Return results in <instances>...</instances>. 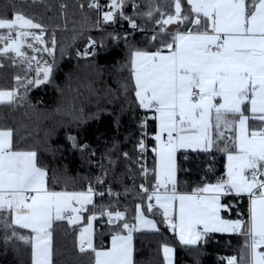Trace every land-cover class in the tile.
<instances>
[{
	"label": "snow or ice",
	"instance_id": "obj_1",
	"mask_svg": "<svg viewBox=\"0 0 264 264\" xmlns=\"http://www.w3.org/2000/svg\"><path fill=\"white\" fill-rule=\"evenodd\" d=\"M126 2L110 0L109 10L102 13L103 22L115 23L119 15L136 29V22L124 17ZM187 5L190 8L185 12L182 0H172L174 13L160 15L162 32L167 31V25H191L172 34L171 41L163 44L166 52L132 53L135 96L140 107L153 111L158 121L153 137L157 141L156 183L152 191L141 185L148 203L146 207L136 206L134 223L130 224L119 210L101 213L111 225L123 222L120 227L126 233H115L107 251L94 246L91 222L98 217L90 214L88 227L79 233L78 246L80 253L93 255V264H133V234L159 231L156 222L146 215L156 208L162 210L168 227L178 230L182 244L196 245L214 232L243 234L247 237L246 264H264V0H187ZM89 7L100 9L101 5L92 0ZM154 12H160V8L150 9L145 15L152 18ZM0 30V57L11 54L13 63L26 65L28 71L36 57L29 56L25 48L40 52L35 44H41L44 52L54 55L55 38L51 47L47 46L43 26L21 13L12 19L0 18ZM32 30H39V34ZM156 39L154 35L152 40ZM84 55L89 53L85 51ZM36 63V78L17 76V88L0 90V105L23 99L20 87H38L49 81L52 65ZM250 120L259 121V126L250 128ZM228 131L235 135L226 137ZM218 140L231 144V150L228 144L221 149L228 160L226 178L206 184L191 195L178 193L176 152L181 148L209 151ZM139 147L145 150L143 141ZM144 174L147 176L146 169ZM47 176L37 163L35 151L14 150L13 132L0 130V214L11 217L6 227L28 229L33 234L27 237L12 232L32 245L33 264H52L54 221L67 219L70 225L77 224L82 220L81 213L88 212L89 205L94 207L96 193L91 187L86 192L51 191ZM229 195L248 197L246 229L243 220L222 217L221 213L230 209L221 199ZM173 251L168 246L163 248L168 264ZM227 264H238L237 258H228Z\"/></svg>",
	"mask_w": 264,
	"mask_h": 264
},
{
	"label": "trees",
	"instance_id": "obj_2",
	"mask_svg": "<svg viewBox=\"0 0 264 264\" xmlns=\"http://www.w3.org/2000/svg\"><path fill=\"white\" fill-rule=\"evenodd\" d=\"M91 1L0 0V18L12 19L16 13H21L43 26L47 46L51 47L53 37L56 41L53 56L44 52L41 44H35L40 52L24 49L40 61V66L45 61L52 65L49 81L38 87H20L19 95L23 99L0 105V128L13 132L14 150L37 153V163L47 171L52 190L83 191L96 173V160L102 157L107 170L105 185L115 191L129 192L116 199L108 195L99 198L95 207L84 213L80 224L54 223L52 264H93V255L80 253L78 244L79 233L94 211L100 214L106 209L122 211L131 224L137 214L136 206L146 207V195L137 191L143 182L138 166V146L139 123L145 112L135 96L132 53L158 50L171 41L172 34L168 31L176 25H167V31L162 32L158 23L161 13H174L172 0H127L124 17L135 21L136 29L119 15L115 23L99 22L98 13L89 7ZM103 1L110 3V0ZM182 6L185 12L189 11L187 0H182ZM156 7L160 12L148 18L145 13ZM189 27L191 25L186 23L176 30ZM125 30H128L126 35L123 34ZM32 31L39 34V30ZM154 35L155 41L152 40ZM85 51L89 55L85 56ZM10 57L11 54L0 57L3 65L0 67V90L17 88V76L36 78V60L28 71L26 65L13 63ZM255 123L250 120V127L254 128ZM151 130L154 131L153 123ZM225 144L226 141L219 142L209 152L179 153L181 192H195L207 183L224 178L226 153L221 149ZM150 182H154L152 176ZM223 202L230 209L224 214L234 220H243L246 229L248 201L239 202L237 197L227 196ZM146 215L156 222L159 231H141L134 235L133 264H166L163 248L168 245L174 249V264H227V257H236L238 264L247 261L244 260L248 252L247 237L243 234L207 235L196 245H185L171 234L159 208ZM10 221L11 217L0 214V264H33L32 245L12 235L13 230L27 237L31 233L6 227V222ZM120 224L97 230L94 245L98 250L106 249L115 233H125Z\"/></svg>",
	"mask_w": 264,
	"mask_h": 264
},
{
	"label": "built area",
	"instance_id": "obj_3",
	"mask_svg": "<svg viewBox=\"0 0 264 264\" xmlns=\"http://www.w3.org/2000/svg\"><path fill=\"white\" fill-rule=\"evenodd\" d=\"M98 2L101 5V8L100 9L92 8V9H94L98 13L99 22H100V21H103L102 13L108 11L109 8H108V4L105 3L103 0H98ZM90 3H92V1ZM127 33H128V30L123 31L124 35H126ZM114 38L117 39V36L115 35ZM143 110H144L145 114L142 116L140 123H139V127H140L139 145H140L141 141H143L145 144V150L142 152L140 147L138 146V152H139L138 166H139L140 173L143 177V182L140 184L137 191H138V193H140L142 195H147L146 193H144L141 190V185H144L145 187L149 188V191H152L153 187L156 183V181H154L152 184L150 182V178L153 174V162H154V157H155L154 156V149H153V145H152V140H153L154 134L151 130V124L154 122L153 117L155 116V113L151 110H147L144 108H143ZM105 158H107V157H105ZM145 169L147 170V176H145V174H144ZM95 171H96V173L93 176V180L89 184H87L86 188L83 190L84 192H86L88 190V188L91 187L93 189L94 193H96L93 197L94 207L96 205L97 200L103 196L108 195V196H111L112 198L116 199L118 197L124 196V195L129 193L128 191H115L109 187L104 186V181H105V178L107 176V170L104 168V160L102 159V157H98V159L96 160ZM219 179H221V178H218L217 180H219ZM207 184H209V183H207ZM202 187H204V185ZM176 190L178 193H180V194L182 193L181 190L179 189L178 182L176 184ZM100 193H103V195H100ZM229 196H233V195H229ZM237 198L239 199V202H242L244 200H247L249 202V199L247 196H242V197H237ZM152 203H155V201H152ZM91 207H93V206H91ZM91 207H89V208H91ZM156 209H158V208H156ZM93 213L96 214L98 217L95 221H92V225L94 228V235H96V232L99 228H102L104 226L111 225V224L108 223V218L106 215H101L100 213H98L96 211H94ZM227 259H228V257L225 258L226 262H227Z\"/></svg>",
	"mask_w": 264,
	"mask_h": 264
},
{
	"label": "crops",
	"instance_id": "obj_4",
	"mask_svg": "<svg viewBox=\"0 0 264 264\" xmlns=\"http://www.w3.org/2000/svg\"><path fill=\"white\" fill-rule=\"evenodd\" d=\"M174 27H178V26H182V25H178V24H176V25H173ZM176 31H185V30H176V28L174 29V30H171V31H168L169 33H171V34H174ZM158 50H161V51H165L166 52V50L163 48V46L162 47H160ZM157 51V50H156ZM151 52H154V51H151ZM247 107V106H246ZM246 114L247 115H251V113L249 112V113H247L246 112ZM156 115V114H155ZM254 121H256V120H254ZM257 123H255L254 124V128H256V127H258L259 126V121H256ZM153 124H154V131H153V134H154V136L157 134V132H158V121L156 120V119H154V122H153ZM249 127H250V121H249ZM251 128V127H250ZM0 130H6V129H2V128H0ZM225 135H226V137H232V136H234L235 135V132H233V131H228V132H226L225 133ZM226 141V144H228V146L230 145V141H228V140H218L217 141V143H219L220 142V144H222L223 142H225ZM225 144V145H226ZM152 145H153V149H156L157 148V141H155V139L153 138V140H152ZM214 148V146L212 147V149ZM211 149V150H212ZM211 150H209V151H211ZM209 151H201V150H193V149H191V148H181V149H179L177 152H176V157H175V159H176V184H177V182H178V164H177V162H178V155H179V153H181V152H209ZM154 162H153V174H152V177H153V179H154V181H156V171H157V162H158V157H157V155H156V152L154 151ZM227 165H228V160H227V155H226V158H225V174H224V178H226V172H227ZM211 184H215V183H211ZM206 185V184H205ZM204 185V186H205ZM47 186H48V188H49V185H48V176H47ZM170 187V186H169ZM49 190H51V191H59V190H52V189H50L49 188ZM193 192H182L181 194H187V195H191ZM225 197H227V196H225ZM225 197H222V199H221V203H223L224 204V202H223V198H225ZM233 197H237V196H234L233 195ZM249 203V202H248ZM177 204H178V202H177ZM92 205H89L88 206V208L89 207H91ZM250 206V205H249ZM162 211V210H161ZM85 213V212H84ZM84 213H81V215H82V220H81V222H79V223H77V224H80V223H82L83 222V217H84ZM221 215H222V217L224 218V219H228V220H234V219H231V218H229V217H227L225 214H224V211L221 213ZM149 218V217H148ZM175 219H178V218H176V217H174ZM151 219V218H150ZM61 221H68L67 219H64V220H60V221H54V223H56V222H61ZM135 221H133L132 223H134ZM54 223H53V225H54ZM72 225H76V224H72ZM158 227V226H157ZM92 229H93V232H94V228H93V225H92ZM24 230H27V231H29L30 232V230H28V229H24ZM175 231V234H172V235H176L177 236V238L179 239V236H178V230H174ZM139 232H141V231H139ZM143 232H153V231H148V230H145V231H143ZM31 233V232H30ZM136 233H138V232H135L134 234H133V249H134V235L136 234ZM123 234H126V233H123ZM214 234H217V235H233V234H237V233H228V232H226V233H220V232H214V233H209V234H207V235H214ZM33 234L31 233V235H29V237H31ZM94 238H95V235H94ZM180 241V240H179ZM51 243H52V241H51ZM199 243V242H198ZM111 246H112V238H111V240H110V243H109V246L106 248V249H102L103 251H107V250H109L110 248H111ZM168 247H170V248H172L171 246H169L168 245ZM173 249V248H172ZM174 250V249H173ZM163 254H164V252H163ZM248 259V256H247V253L245 254V256H244V260H247ZM133 261H134V250H133ZM245 262V261H244ZM243 262V263H244ZM166 264H168V262L166 261ZM171 264H174V251H173V253H172V259H171ZM244 264H246V262L244 263Z\"/></svg>",
	"mask_w": 264,
	"mask_h": 264
},
{
	"label": "rangeland",
	"instance_id": "obj_5",
	"mask_svg": "<svg viewBox=\"0 0 264 264\" xmlns=\"http://www.w3.org/2000/svg\"><path fill=\"white\" fill-rule=\"evenodd\" d=\"M178 27H179V26H178ZM175 28H177V27L172 26V27L170 28V31H171V30H174ZM41 75H42V73H41ZM83 220H84V217H83ZM88 225H89V223L86 224L83 228L88 227ZM91 225H92V222H91Z\"/></svg>",
	"mask_w": 264,
	"mask_h": 264
},
{
	"label": "water",
	"instance_id": "obj_6",
	"mask_svg": "<svg viewBox=\"0 0 264 264\" xmlns=\"http://www.w3.org/2000/svg\"><path fill=\"white\" fill-rule=\"evenodd\" d=\"M169 231L172 233V234H175V231L173 229H170L169 228Z\"/></svg>",
	"mask_w": 264,
	"mask_h": 264
},
{
	"label": "bare ground",
	"instance_id": "obj_7",
	"mask_svg": "<svg viewBox=\"0 0 264 264\" xmlns=\"http://www.w3.org/2000/svg\"><path fill=\"white\" fill-rule=\"evenodd\" d=\"M104 186L107 187V186L105 185V181H104Z\"/></svg>",
	"mask_w": 264,
	"mask_h": 264
}]
</instances>
